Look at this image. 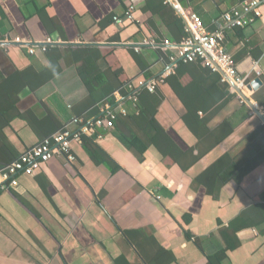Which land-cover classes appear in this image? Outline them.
Segmentation results:
<instances>
[{
	"label": "crops",
	"instance_id": "1",
	"mask_svg": "<svg viewBox=\"0 0 264 264\" xmlns=\"http://www.w3.org/2000/svg\"><path fill=\"white\" fill-rule=\"evenodd\" d=\"M245 1L0 0V80L60 68L18 94L13 117L0 113V169L56 131L78 130L73 119L90 117L109 97L110 67L121 70L125 84L164 78L153 116L176 145L159 137L149 142L156 131L138 122L134 129L148 142L141 153L119 138L128 132L123 123L96 140L113 162L97 163L73 141L76 163L56 156L34 175H19V185L0 195V264H212L209 256L221 248H227L221 264H264V160L227 181L210 170L224 155L242 166L262 153L257 130L264 120L202 61L176 73L175 45L186 25L179 10L197 13L214 30L223 13ZM130 6L134 20L116 22ZM225 27V47L239 73L249 84L262 81L258 90L243 92L264 113V5L247 25ZM17 36L28 44L8 41ZM44 43L54 48L29 52ZM86 45L101 49L96 63L108 74L106 84L90 87L81 76L75 50ZM169 75L175 76L165 82ZM122 101L129 111L137 107ZM224 227L235 243H228Z\"/></svg>",
	"mask_w": 264,
	"mask_h": 264
},
{
	"label": "built area",
	"instance_id": "2",
	"mask_svg": "<svg viewBox=\"0 0 264 264\" xmlns=\"http://www.w3.org/2000/svg\"><path fill=\"white\" fill-rule=\"evenodd\" d=\"M261 5H264V0H246L242 9L235 8L223 13L221 17L223 24L214 30H208L197 13H184L182 9H178L186 22V35L175 45L178 52L177 56L185 62L203 60L205 65L222 75V81L229 84L232 92L238 94L237 88L244 91L249 84V77L239 73L232 55L225 47V26H244L254 21L261 15ZM133 10L134 6H130L123 16H114V20L120 24H124L127 20H134ZM244 13H247V16H244ZM8 41L22 45L28 44L26 40L18 36ZM49 42L51 41L49 40ZM145 43L156 45L155 42L147 41ZM164 44L170 45V42L165 41ZM47 46L46 44L29 46V52L34 54L37 48L46 51ZM162 81H164L163 77L149 81L141 80L138 86L129 83L127 87L132 92L128 99L136 105L138 101L137 93L140 89L146 88L154 92ZM120 97V100L116 99L117 104L103 103L100 107L102 115L99 117L88 121L80 117L74 118L73 122L78 125V130L60 129L2 167L0 169V195L4 190L13 189L19 185V175H34L43 163L56 156L63 157L70 164L76 163L77 156L72 148L73 141L82 143L81 136L83 134L93 135L97 133L98 129H112L118 116L129 113L122 101L124 97L121 95ZM239 97L244 101L240 95Z\"/></svg>",
	"mask_w": 264,
	"mask_h": 264
},
{
	"label": "trees",
	"instance_id": "3",
	"mask_svg": "<svg viewBox=\"0 0 264 264\" xmlns=\"http://www.w3.org/2000/svg\"><path fill=\"white\" fill-rule=\"evenodd\" d=\"M177 20L181 22V18L177 17ZM235 27H241V26H235ZM228 28H225V32ZM186 35L185 31V25L183 26L182 32L180 33V36L178 38V43L183 39V37ZM52 46H47V49L45 52L50 51V49H53ZM56 48V47H55ZM74 51V50H73ZM76 57L79 60H83V64L79 68V72L81 76L83 77L85 83L87 85H90V87L93 85L94 82H105L107 83L108 80V74L99 71V67L96 63V60L103 55L101 49L98 46H80L77 47L75 50ZM59 57V56H58ZM199 61H202L201 59L192 61V62H185L184 60H181L178 62V66L176 68V73L181 67H192L196 66V63ZM205 70H207L211 75L216 77L219 80H222V75L218 71H214L209 66H203ZM60 71V68L58 65L55 66L54 69L51 71H44L42 73H39L35 70H26L23 72H16L12 74L11 76L3 77L0 80V113H3L2 115H6L8 117H13L15 115V106L16 102H18V94L29 85L31 88H36L38 85L43 84L46 80H49L57 74ZM111 71V89L109 91H106V95L109 97L107 98L105 102L111 103V104H117L116 97L114 96V92L116 90H119V92L124 97L123 100L128 99L129 95L132 91L128 90V83H124L122 80H120V74L121 70H113L110 67ZM47 73L46 76L42 77V74ZM98 73V74H97ZM150 75H147L146 78H148ZM175 75H169L165 78V82L169 81L170 78H172ZM42 77V78H41ZM226 87L229 88V84L226 82H223ZM119 88V89H118ZM230 89V88H229ZM138 101H137V107H134L127 115H120L118 116V119L114 123V127L109 130H114L116 128H120L121 124L123 123H129L125 124L128 128V132L124 135H120L119 138L124 142L126 146L132 149H140V152L142 153L148 145V142L145 140H141L140 136L137 135L136 130L134 129L135 126L139 123H141L144 126L145 131H156L154 138H151L154 142V139L159 137V139H165L168 144L173 147V142L169 139V137L166 135H163L165 133L164 129L158 124L157 120L154 118V108L156 105H158L162 99V94L159 92V89L157 91L151 92L146 88H142L138 91ZM143 102L145 104V107L143 106ZM15 104V105H14ZM101 105L102 103H98L92 111V115L90 117H84L85 121H88L92 118L99 117L102 115L101 111ZM151 114V115H150ZM133 124V127L130 125ZM190 128L197 133L199 130L194 128L192 123H189ZM106 131L104 129H98L97 133L93 135H87L83 134L81 136L82 144L90 151L92 158L97 163H111L113 162L112 157L100 146L97 144L96 140L99 138L100 135H104ZM263 133L262 139L264 138V125L263 127H259L257 130V134ZM159 142V141H158ZM176 146V145H175ZM198 158V157H197ZM264 160V151L262 153H259L257 155H254L252 157H249L247 160H245V165H240L236 163L232 157L230 156H222L211 168L210 170L215 173V175L222 181H227L228 179L232 178V176H235L236 174L239 176H244V174L250 172L255 166H257L260 162ZM13 161V160H12ZM11 161V162H12ZM195 161V160H194ZM224 167H227L224 169ZM218 169V170H217ZM241 177V178H242ZM240 178V179H241ZM247 223L245 222L242 226H245ZM228 230V227H224L222 230L224 232V235L226 236V239L228 240V243L231 244L232 241L235 243L236 238L234 235H228L226 234ZM226 250L219 249L216 252H214L212 255H210V260L212 264H221L223 260L226 258Z\"/></svg>",
	"mask_w": 264,
	"mask_h": 264
},
{
	"label": "water",
	"instance_id": "4",
	"mask_svg": "<svg viewBox=\"0 0 264 264\" xmlns=\"http://www.w3.org/2000/svg\"><path fill=\"white\" fill-rule=\"evenodd\" d=\"M44 44H53V43H44ZM63 44H64V43H63ZM70 44L78 45V44H82V43H70ZM221 73H223V72L221 71ZM261 85H262V81H261V79H260V78H255V79H253V80L251 81V83L248 85V88H249L250 90H258V89L261 87ZM237 92H238V94H239L244 100L248 101V102L253 106V108L255 109V111H257L258 115H259L260 117H262L263 120H264V113H261L260 111H258V110L256 109V108H257L256 105L247 99V97L245 96L244 92H243L242 90L238 89V88H237Z\"/></svg>",
	"mask_w": 264,
	"mask_h": 264
}]
</instances>
